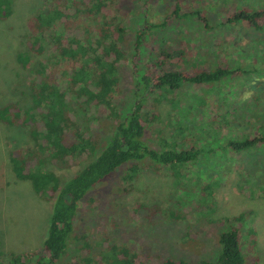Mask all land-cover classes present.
<instances>
[{
    "label": "trees",
    "instance_id": "16d2710c",
    "mask_svg": "<svg viewBox=\"0 0 264 264\" xmlns=\"http://www.w3.org/2000/svg\"><path fill=\"white\" fill-rule=\"evenodd\" d=\"M143 1L139 19L135 17L137 0H41L39 7L26 18L25 48L16 54V61L31 73L28 82L30 104L23 107L16 100H0V124L25 130L29 143L9 149L7 164L16 180L27 181L41 200L50 203V214L47 235L40 246L35 250L10 252L7 264L56 262L64 252L76 207L83 195L122 165L129 164L124 177L131 180L137 169L160 172L162 167L168 166L173 175L180 176L176 169L178 165L198 163L204 147L193 139L194 135L199 136V131L188 125L189 114L193 118V113L199 110V115H209L208 124L216 125L225 117L220 116L219 111L226 113L234 109L229 107L225 111L227 108L219 103L225 94L218 96L215 87L230 88L233 76L257 74L256 69L238 67L235 55L229 58L218 56L213 61L215 64H211L215 66L209 69L193 70L192 66L190 70L187 65L179 64L182 48L170 51L154 50V47L158 42V31L170 22L176 23V32L183 34L186 32L181 30L186 27L181 22H187L189 31L190 28L210 32L218 29L217 34L221 31L227 33L232 30L229 26L240 23L239 29L263 32L264 0H252L250 5H244L245 0H221L217 5L236 4V8L225 15L222 28L208 25L210 18L220 11L219 6L215 9L212 3L206 4L204 0H173L172 4L165 6L167 11L162 20L155 21L148 20L147 6L154 0ZM208 5L214 9L207 10ZM13 8L14 0H0V22L13 13ZM189 58L188 63H196L195 57ZM231 64L233 66L229 67ZM260 81V78H250L248 87ZM193 85H200L203 92L193 89L191 104L183 108L180 92L187 86L194 88ZM245 87L236 88L239 97ZM253 91L256 94L252 98L258 104L264 94ZM162 100L174 109L170 121L176 124L178 138L172 144L163 137L164 145L158 138L146 136L149 129L157 131L152 122ZM148 103L149 110L146 108ZM177 108L181 109L175 112ZM254 109L256 111L257 107ZM102 121H105L102 124L108 132L106 140L103 136L96 137L93 130L95 124ZM256 122H259L256 124L258 132L240 140L227 139L221 147L238 152L262 146L264 118H258ZM153 140L160 148L151 145ZM83 161L85 164L67 180H62L48 168V165L70 168ZM205 190L202 187L199 192ZM87 204L88 201H83L81 205ZM92 205H97V201ZM135 207L133 212L146 210L147 219L151 213L157 212L168 220L182 217L174 206L163 209L155 204H136ZM243 218L244 213H240L224 219L229 226L219 234L221 248L217 258L198 264H243L242 243L247 255H252L249 264H258L256 231L249 228L246 240L242 241ZM128 252L132 253L124 248L117 260L113 257L110 264H184L182 260L169 257L146 253L129 256ZM122 256L125 257L123 263ZM87 262L90 263L89 258Z\"/></svg>",
    "mask_w": 264,
    "mask_h": 264
},
{
    "label": "rangeland",
    "instance_id": "374dc122",
    "mask_svg": "<svg viewBox=\"0 0 264 264\" xmlns=\"http://www.w3.org/2000/svg\"><path fill=\"white\" fill-rule=\"evenodd\" d=\"M40 2L41 0H14L13 13L0 22V100H16L23 107L30 104L28 82L31 73L17 63L16 54L25 48L23 33L26 18L39 7ZM150 2L147 5L148 20L155 21L162 20L164 12L167 11L165 6L172 4L173 0ZM204 2L212 3L216 9L221 0ZM251 2L253 1L245 0L244 5H250ZM143 3V0H137V19L140 18L139 8ZM230 4L232 3L220 5V13L212 16L208 25L222 28L221 23L225 15L236 8V4ZM210 6H206V9L212 11L214 7L212 9ZM181 24L186 27L181 32L186 34L177 33L176 23L171 22L166 29H160L154 50L182 48L179 64L187 65L186 68L190 70L192 66L193 70L209 69L215 66L211 64H215L213 61L218 56L229 58L235 55L238 58V67L256 69L257 74L243 72L244 74L237 78L232 77L230 88L222 85L215 87L218 96L225 94L224 100L219 102L227 108L225 111L229 110V107L234 109L226 113L219 111L218 114L225 117L216 125L208 124L209 115H199V110L193 113V118H190L189 114L188 125L199 131V136L194 135L193 139L196 138L197 143L204 148L198 163L180 164L176 167L180 176L173 175V170L168 166H161L160 172L148 168L140 171L137 169L135 178L127 180L124 176L129 164H126L91 186L76 207L73 227L64 252L53 264H110L113 257L117 260L124 248L132 252H128L129 256L134 253H146L150 256L182 260L184 264L213 261L221 248L219 234L229 226L224 219L240 213H244L241 226L242 241L246 240L249 228L255 229L257 263L264 264V144L238 152L221 147L227 139L240 140L258 132L256 124L259 122L256 120L264 118V97L258 104L252 98V95L256 94L253 90L258 91L260 95L264 94V74L261 75L264 72V31H245L238 28L239 23L229 26L232 30L227 33L221 31L219 36L218 29H215L214 33L199 28H190L189 31L187 22ZM197 24L200 26V23ZM189 56L196 58L193 59L195 64L188 63L191 59ZM231 66L233 65H229ZM250 78H260L262 81L249 88ZM260 83H263V86L260 87ZM193 86L194 88L187 86L180 92L179 98L182 97L180 99L183 108H188V104H191L193 89L195 92L197 89L203 92L200 85ZM242 86L246 87L242 97H239L236 88L240 89ZM146 108L149 110V103ZM181 108H177L175 112ZM156 110L157 116L152 123L157 131L149 129L146 136L152 135L162 143L163 137L172 144L178 138L175 132L176 124L170 121L174 109L166 100H162ZM228 119L231 120L230 123ZM103 122L105 121L95 124L97 126L93 127V130L96 137L103 136L106 140L105 135L108 132L104 130ZM223 123L226 125L223 126ZM28 143L29 138L22 127L0 124L2 264L8 263L10 252L37 249L47 235L50 203L41 200L27 181L16 180L7 164L9 149ZM151 145L160 148L156 140H153ZM94 158L95 156L91 159ZM85 162L70 168L54 165H48V168L62 180H67ZM202 187L206 188V192H199ZM95 200L97 205H92ZM83 201H88V204L82 206ZM136 204H155L163 209L174 206L181 212L182 217L168 220L157 212L151 213V217L147 219L146 210L136 209L137 211L133 212ZM241 250L243 264H249L252 255H247L243 243ZM88 258L90 263L87 262ZM123 260L125 261V257L122 256V263Z\"/></svg>",
    "mask_w": 264,
    "mask_h": 264
}]
</instances>
